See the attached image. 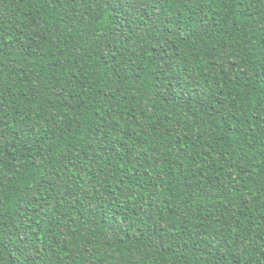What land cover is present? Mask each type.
<instances>
[{
	"label": "trees",
	"instance_id": "trees-1",
	"mask_svg": "<svg viewBox=\"0 0 264 264\" xmlns=\"http://www.w3.org/2000/svg\"><path fill=\"white\" fill-rule=\"evenodd\" d=\"M0 264H264V0H0Z\"/></svg>",
	"mask_w": 264,
	"mask_h": 264
}]
</instances>
